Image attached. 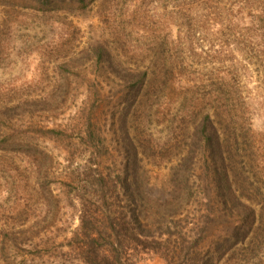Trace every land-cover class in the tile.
Wrapping results in <instances>:
<instances>
[{
    "label": "rangeland",
    "instance_id": "obj_1",
    "mask_svg": "<svg viewBox=\"0 0 264 264\" xmlns=\"http://www.w3.org/2000/svg\"><path fill=\"white\" fill-rule=\"evenodd\" d=\"M55 4L0 0V264H87L80 217L100 174L122 207L170 201L200 152L203 95L260 217L257 248L220 264H264V40L246 30L264 0Z\"/></svg>",
    "mask_w": 264,
    "mask_h": 264
},
{
    "label": "trees",
    "instance_id": "obj_2",
    "mask_svg": "<svg viewBox=\"0 0 264 264\" xmlns=\"http://www.w3.org/2000/svg\"><path fill=\"white\" fill-rule=\"evenodd\" d=\"M34 2L56 10L55 0ZM256 18V25L248 27L247 33L254 30L264 40V9L256 11ZM151 74H142L143 86ZM208 106L203 95L195 107L200 152L188 167L181 164L175 168L172 181L176 192L154 212L146 210L152 207V200L148 207L137 201L122 207L116 203L118 199L108 196L111 181L107 175L93 179L97 190L81 211L78 234L83 239L81 246L85 245L82 256L87 264H139L145 255L165 264H220L225 257L235 260L240 249L257 248L260 217L256 203L230 182L225 117ZM203 148L208 149V155Z\"/></svg>",
    "mask_w": 264,
    "mask_h": 264
}]
</instances>
